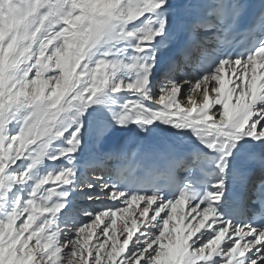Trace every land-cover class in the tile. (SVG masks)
<instances>
[{
  "label": "snow or ice",
  "instance_id": "1",
  "mask_svg": "<svg viewBox=\"0 0 264 264\" xmlns=\"http://www.w3.org/2000/svg\"><path fill=\"white\" fill-rule=\"evenodd\" d=\"M0 264H264V0H0Z\"/></svg>",
  "mask_w": 264,
  "mask_h": 264
},
{
  "label": "bare ground",
  "instance_id": "2",
  "mask_svg": "<svg viewBox=\"0 0 264 264\" xmlns=\"http://www.w3.org/2000/svg\"><path fill=\"white\" fill-rule=\"evenodd\" d=\"M231 69L229 68V69H227L226 70V74L224 75V79H225V81H226V84L228 83V82H230V80H231V75H230V73H231ZM185 88L187 87L186 85L184 86ZM191 95H192V98L194 99V100H197L198 102H202V97H200V96H198L196 93H191ZM213 99H215V95L213 94ZM181 103L183 104V106L185 107V108H191V104L185 99V100H183V101H181ZM157 107H159V105H157ZM159 129H161V130H165L164 129V126L163 125H161V127L159 128ZM167 132H171V131H168V130H166ZM186 169H182V170H180L181 172V175H183V172L185 171ZM110 203H112L111 201H96L93 205H92V207H104V205H106V204H110ZM82 206H84V207H87V206H89L88 205V203L85 201L84 203H83V205ZM141 207H142V205H141ZM191 215H195L194 213H190L189 212V209H188V205H182L181 207H179L178 209H177V213L175 214V216L178 218V217H180V216H187L188 218H190L191 217ZM117 234H118V230H119V228L121 227V225H122V221H121V218L118 216L117 218ZM173 224H175L176 223V218H174V220H173V222H172ZM187 223V220H184V222L183 223H181L179 226L181 227V228H183L184 227V224H186ZM102 227V226H101ZM95 239H96V237L94 236L93 237V242H95Z\"/></svg>",
  "mask_w": 264,
  "mask_h": 264
}]
</instances>
